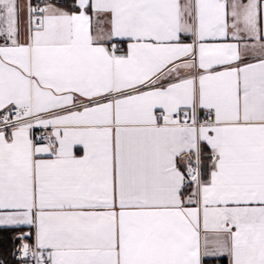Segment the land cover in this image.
Returning <instances> with one entry per match:
<instances>
[{
  "label": "snow or ice",
  "instance_id": "obj_1",
  "mask_svg": "<svg viewBox=\"0 0 264 264\" xmlns=\"http://www.w3.org/2000/svg\"><path fill=\"white\" fill-rule=\"evenodd\" d=\"M4 232L16 264H264V0H0Z\"/></svg>",
  "mask_w": 264,
  "mask_h": 264
},
{
  "label": "trees",
  "instance_id": "obj_2",
  "mask_svg": "<svg viewBox=\"0 0 264 264\" xmlns=\"http://www.w3.org/2000/svg\"><path fill=\"white\" fill-rule=\"evenodd\" d=\"M10 233H0V260L6 262V264H16L10 255L13 248L12 241L10 239Z\"/></svg>",
  "mask_w": 264,
  "mask_h": 264
},
{
  "label": "built area",
  "instance_id": "obj_3",
  "mask_svg": "<svg viewBox=\"0 0 264 264\" xmlns=\"http://www.w3.org/2000/svg\"><path fill=\"white\" fill-rule=\"evenodd\" d=\"M13 258V257H12ZM14 260V259H13ZM14 262L16 263V261L14 260Z\"/></svg>",
  "mask_w": 264,
  "mask_h": 264
}]
</instances>
